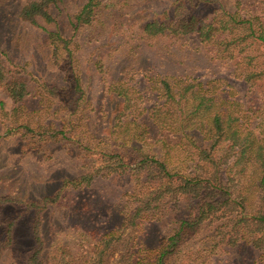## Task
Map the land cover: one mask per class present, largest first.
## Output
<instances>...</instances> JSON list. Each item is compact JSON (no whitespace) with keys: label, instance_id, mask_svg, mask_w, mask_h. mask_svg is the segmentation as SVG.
I'll use <instances>...</instances> for the list:
<instances>
[{"label":"rangeland","instance_id":"obj_1","mask_svg":"<svg viewBox=\"0 0 264 264\" xmlns=\"http://www.w3.org/2000/svg\"><path fill=\"white\" fill-rule=\"evenodd\" d=\"M29 1L0 0V63L22 68L30 87L21 103L0 90V221L17 225L0 264H22L33 247L32 215L22 203L53 196L66 181L78 184L67 185L61 202L41 214L48 264L59 247L74 264L152 263L184 216L180 203L172 209L179 196L171 194L180 195L187 175H200L178 140L168 138L164 149L154 143L153 110L167 108L161 82L175 93L200 84L213 93L214 112H231L249 129L264 119V109L253 110L261 101L250 103L257 85L264 88L263 46L250 38L231 43L221 30L202 42L195 32L213 19L218 28L224 13L248 18L242 9L250 0H240V8L236 0H95L90 21L76 29L87 0H63L52 10L55 23L39 21L40 27L18 17ZM190 16L196 17L190 33L145 31L153 22L181 26ZM248 74L260 77L246 82ZM119 92L129 97L128 107ZM258 128L264 133L263 124ZM44 129L61 133L39 137ZM143 154L164 159L174 179L163 182L152 167L136 169ZM252 201L264 210V201ZM233 202L221 199L166 264H264V248L245 241L250 221L236 228Z\"/></svg>","mask_w":264,"mask_h":264},{"label":"trees","instance_id":"obj_2","mask_svg":"<svg viewBox=\"0 0 264 264\" xmlns=\"http://www.w3.org/2000/svg\"><path fill=\"white\" fill-rule=\"evenodd\" d=\"M62 2L63 0L29 1L21 7L18 17L35 27H40L39 21L46 25L54 24L55 18L52 15V10L58 8ZM242 3L240 0L235 1L237 8H240ZM252 4L255 5L253 11L251 10ZM96 5L98 3L95 0H87L82 11L76 16L77 24H72L74 29L77 28L79 22L88 23L90 21V16ZM246 5L248 6L243 5L242 10L250 15L248 18L245 16L240 18L237 12L224 13V19L219 20L218 28L213 19L211 23L196 28L195 32L199 34L202 42H208L219 30L225 31V37H229L231 43H238L250 38L253 45H262L264 50V0H250V3ZM184 21L181 26L170 25L169 27L155 22L149 23L146 25L145 31L150 35L162 34L166 31L173 34L178 32L187 34L193 31L196 17L190 16ZM235 32L240 34L234 37ZM49 36L54 40L61 39L58 32H49ZM23 71L20 67H6L0 63V90L13 103H21L30 95V87L27 81L21 77ZM260 72L263 76L264 69H261ZM256 77H260V74H248L244 79L246 82H250ZM256 88L259 90L258 96L250 103L256 106V103L261 101V107L253 109L254 113L261 110L260 108L264 109V88H261L260 85H257ZM161 91L164 98L163 107L167 108L165 111L159 110L160 108L153 110V120L155 127L158 128L156 132L158 138L154 139V143L164 149L167 146L168 138L178 140L175 145L180 144L188 162L193 163L192 171L199 172L200 175L197 177H192V173L187 175L180 195L171 194L174 200L176 196H179L171 206L172 209L180 203L184 216L175 222L172 233L158 250L154 261L143 264H166L187 236L194 233L201 224L218 211V207L222 205H220V200L224 198L229 203L234 201L233 204L238 206L236 228L248 220L250 221L251 231L247 236H244L245 241L259 250L263 249L264 210L261 205L253 204L252 197L257 196L261 201H264V133L257 132L261 124L264 126V119L259 117L258 123L249 129L239 122V117L231 112H214L213 93L202 88L200 84L186 86L185 89L175 93L171 85L163 80ZM119 95L123 97L124 104L128 107L129 97L122 92H119ZM24 130L32 133L31 130ZM60 133V131L47 132L44 129L37 135L55 140ZM144 167L155 169L159 178L166 183L173 180L177 174V172L168 169L164 159L155 155L143 154L139 156L136 169L142 170ZM76 184L78 183L66 181L53 196L43 197L37 202L22 203L26 209L25 213L32 215L30 226L33 239V247L22 264H48L44 258L45 242L41 233V214L49 207L57 206L61 202L67 185L76 186ZM158 185V189L165 186L162 183ZM233 195L234 198H232ZM136 216H141V213L136 211ZM16 226V220L0 221L2 232L0 234V258L13 245ZM49 260L51 264H74L71 254L62 247L50 254Z\"/></svg>","mask_w":264,"mask_h":264}]
</instances>
